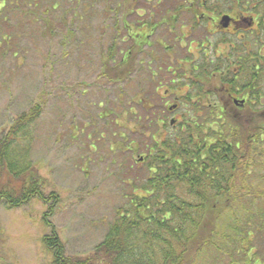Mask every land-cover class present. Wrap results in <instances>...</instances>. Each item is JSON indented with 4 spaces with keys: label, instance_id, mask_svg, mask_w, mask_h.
<instances>
[{
    "label": "rangeland",
    "instance_id": "obj_1",
    "mask_svg": "<svg viewBox=\"0 0 264 264\" xmlns=\"http://www.w3.org/2000/svg\"><path fill=\"white\" fill-rule=\"evenodd\" d=\"M106 1L84 0L79 5L61 0L53 15L59 18L67 11L66 19L72 30L69 35L60 22L53 32H48V37L41 36L42 24L14 27L17 20L13 17L7 21H12V29L0 27L3 35L12 36L13 47L24 56L19 61L12 54L0 56V137L18 115L38 104L42 106L43 113L35 127L32 159L46 181L45 193L57 192L61 199L51 216L52 224L68 254L79 256H88L98 247L118 209L126 204L132 181L138 175H147L146 167L138 165V160L148 155L152 146L150 138L157 128L153 126L155 123L149 120L146 123L144 119L154 121L159 117L167 122L175 116L181 119L179 111L173 115H168L166 110L154 111L151 117L143 110L146 102L156 100L153 99L155 87L169 86L172 92V76L169 73L163 76L169 63L163 61L166 57L159 47L156 48L159 62L148 61L151 68L148 74L140 65L141 59L148 58L139 53V64L132 68V74L125 76L119 72L120 68L112 67L113 74L124 75L123 83L116 84L110 82L109 76L104 77L101 69L107 62L101 61V55L112 48L115 38H119L121 49L116 53L133 45L123 28L117 35L116 24H125L116 7L121 0ZM45 3L50 5L52 1ZM129 20L133 21L134 17ZM119 58L113 65L120 62ZM122 143L125 147L116 148ZM133 147L137 149L134 151ZM243 176V172L237 174V185L250 186L251 178H246L250 182L243 181ZM261 199L251 196L237 199L240 206L236 204L229 212H223L218 232L225 231L236 238L238 234L233 233V227L252 222L254 213L264 209V198ZM47 212L48 206L39 199L12 211L0 203V264H52L53 256L44 244L45 237L51 233L44 220ZM235 214L238 217L231 218ZM228 215L237 222L233 223ZM232 244L234 251L239 249V244ZM245 253V258L237 253L219 254L212 246H205L201 253L194 254L193 261L194 264H229L231 255L242 264L246 258L253 260V264H264V253L255 256L254 247Z\"/></svg>",
    "mask_w": 264,
    "mask_h": 264
},
{
    "label": "trees",
    "instance_id": "obj_2",
    "mask_svg": "<svg viewBox=\"0 0 264 264\" xmlns=\"http://www.w3.org/2000/svg\"><path fill=\"white\" fill-rule=\"evenodd\" d=\"M51 1L47 5L45 0H0V27L7 28V31L12 29V21H7L13 17L17 20L14 27H37L42 24L41 36L44 37L55 30L58 22L65 25L67 35L71 34L67 11L59 18L53 15L62 4L61 0ZM64 1H75L79 5L84 2ZM83 7L87 9V6ZM116 26L120 28L121 25L117 23ZM2 31L0 29V56L12 54L16 60H23L21 50L18 51L11 43L12 36L9 33L3 35ZM118 39L115 38L112 48L101 55V61L107 62L101 69L106 75L104 77L109 76L110 82L116 84L123 83L127 70L131 74L132 68L139 64L137 55L141 48L132 45L131 55L122 61L126 54L116 53V50H121ZM118 58L120 62L113 65ZM115 66L124 75H118L119 72L113 74L112 67ZM166 73L170 72L166 69L163 76ZM184 99L191 101L190 97ZM143 110L154 116L152 113L155 112L146 109L145 105ZM179 112L182 116L177 128H172L167 121L161 125L159 117L154 121L148 117L144 119L146 123L148 120L155 123L153 126L157 128L150 138L152 146L148 155L142 158V162L138 160V165L146 167L147 175H138L132 181L126 204L118 209L103 241L88 256L68 254L51 221L54 208L61 203V199L57 192L45 193L46 181L41 178L32 159L35 127L43 113L39 104L18 115L0 137V203L11 211L26 206L32 199H39L48 206L44 220L51 233L45 237L44 244L53 256L52 264H194V254L201 253L205 246H212L213 251L219 254L237 253L244 258L245 251L254 247L255 256H262L264 209L254 213L252 222L237 223L233 227V233L238 234L236 238L225 231L218 232V221L223 212H229L236 204L240 206L237 199L245 196L256 200L264 198L261 191L234 189L239 187L235 179L237 174L243 172V181H248V171L253 168L251 140L243 144L237 133L236 121L232 118L227 122L229 127L224 126L226 130L219 126L215 132L208 124L214 121L217 114L201 116L188 112L186 103ZM116 125L121 126L117 122ZM210 138L213 139L211 142L208 141ZM122 147H125L124 143L116 146L118 149ZM235 217L238 216H231ZM233 242L239 244V249L234 251ZM229 258V264H242L238 259L233 260L236 257L229 255ZM245 260L244 264H253V260Z\"/></svg>",
    "mask_w": 264,
    "mask_h": 264
},
{
    "label": "flooded vegetation",
    "instance_id": "obj_3",
    "mask_svg": "<svg viewBox=\"0 0 264 264\" xmlns=\"http://www.w3.org/2000/svg\"><path fill=\"white\" fill-rule=\"evenodd\" d=\"M120 3L116 7L125 24L115 26L117 35L123 28L133 45L141 47L139 53L148 58L140 60L143 72L151 71L148 61L159 62L158 47L166 57L163 61L169 63L172 92L169 86L155 87L156 100L149 101L145 108L166 110L173 115L186 103L188 112L217 114L208 124L215 132L219 126L226 130L229 119H234L243 144L250 140L253 144V168L248 171L253 183L234 189L264 192V0H121ZM121 8L123 11H119ZM132 17L134 20H129ZM124 48L126 57L122 61L132 53L131 46ZM127 73L130 74L129 69ZM152 75L157 73L152 71ZM145 97L148 98V93ZM186 97L191 101L182 102ZM180 120L172 117L169 124L177 128ZM159 121L162 125L167 119Z\"/></svg>",
    "mask_w": 264,
    "mask_h": 264
}]
</instances>
